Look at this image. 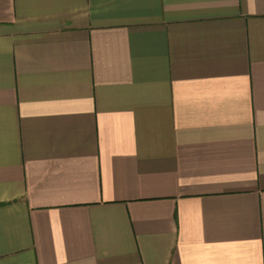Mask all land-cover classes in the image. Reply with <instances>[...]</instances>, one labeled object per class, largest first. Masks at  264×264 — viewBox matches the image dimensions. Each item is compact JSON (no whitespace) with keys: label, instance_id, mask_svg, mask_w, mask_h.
Here are the masks:
<instances>
[{"label":"crops","instance_id":"crops-1","mask_svg":"<svg viewBox=\"0 0 264 264\" xmlns=\"http://www.w3.org/2000/svg\"><path fill=\"white\" fill-rule=\"evenodd\" d=\"M0 264H264V0H0Z\"/></svg>","mask_w":264,"mask_h":264}]
</instances>
